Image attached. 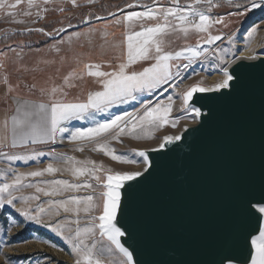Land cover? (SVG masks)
<instances>
[{"label": "rangeland", "instance_id": "1", "mask_svg": "<svg viewBox=\"0 0 264 264\" xmlns=\"http://www.w3.org/2000/svg\"><path fill=\"white\" fill-rule=\"evenodd\" d=\"M179 1L182 4L193 3V0ZM133 2H139L143 6L151 5L150 7L172 6L171 0H155V2L154 0H92L91 3L88 0H76V5H73L71 0H48L47 3L36 0L39 7L29 8L28 0H21L15 9L6 8L0 11V65H2L0 97L8 93L19 95L46 91L53 100L61 102L85 100L90 91L100 88L97 78L87 75L85 65L100 64V70L112 71L127 59L126 36L133 31H141V24L156 23V21H138L128 25L123 22V17L129 12L145 10L132 6L128 8ZM7 3H15V0H7ZM252 3L261 6L252 8ZM213 4L219 6L211 8L210 11L205 4L197 7L214 20L223 19L224 23L215 24L209 30L211 35H220V40L207 43L208 34L195 30L189 31L186 36L179 31L169 32L164 37L167 51L174 53L186 47H193L200 52V55L193 57L191 53L185 52L180 58L170 61L172 78L157 88L134 93L135 99L129 98L126 103L113 104L105 111H93L85 119L65 121L64 127L68 131L58 133L56 140L50 144L23 150L0 151V184L10 182L15 173L44 168L49 163H55L62 168L68 167L65 160H54L48 155L51 152L64 153L65 159L76 157L80 161H95L97 165L102 164L105 170L143 172L148 160L146 156H139L140 151L159 149L164 136L175 137L187 127L197 123L195 112L185 110L183 107L181 94L189 86L203 81V87H214L223 78L221 69L228 68L241 55L248 54L247 57H254L264 54V0H213ZM9 11L15 14L9 16ZM38 11L40 17L36 15ZM25 12L30 15H25ZM108 16L110 17L104 19ZM86 21L91 23L69 30L55 40L46 41L47 36L37 30L23 32L30 28H45L56 34L60 32V28ZM253 28L256 31L250 37L249 33ZM15 33L21 34L20 40L9 39ZM77 33L80 35L77 36ZM27 42L28 47L23 46ZM57 48L60 50L57 51ZM154 62V60H140L130 65L128 70L142 71ZM70 72H74L75 75L65 83L64 77ZM53 86L63 88V92L58 91L53 96L50 93ZM22 87L27 89L22 90ZM169 97L173 107L168 124L162 127L145 125V131L137 129L135 134L125 132L118 139H113L115 133L99 138L100 143L106 142L116 155L124 157L129 162L113 160L104 151L95 150L96 141L76 142L70 138L71 133L77 129L94 127L96 123L113 119L117 115L132 113L138 119L149 106L167 105ZM171 120H176L175 127H172ZM80 148L83 150H79ZM40 152L45 155H33ZM10 155L25 158L9 160ZM98 174L104 176L103 172ZM51 180H67L69 183L81 185L87 180L93 187L82 186L78 190L64 189L59 195L45 196L43 193H36L35 187L27 186L39 184L47 188L48 185L41 182ZM24 185L12 192L15 197L14 206L8 204L0 206V264H74L76 257L71 243L65 237L74 232L76 219H79L80 227L83 228L91 223L90 216H98L101 213L103 187L94 178L87 175L76 177L66 170L55 174L46 173L43 177H26ZM32 195H39L40 199H29L26 202L21 198ZM88 195H93V203L97 206L90 214L81 211L77 216L73 212L65 213L60 209V214L57 216L56 209L53 208L42 213L40 217L42 222L37 223L19 211L22 207H28V210L34 214L37 205L47 209L52 200L67 201L72 196L82 198ZM61 225L63 236L53 230V227ZM102 258L106 261L111 259L117 264L122 256L118 251H113L111 255L105 252Z\"/></svg>", "mask_w": 264, "mask_h": 264}, {"label": "water", "instance_id": "2", "mask_svg": "<svg viewBox=\"0 0 264 264\" xmlns=\"http://www.w3.org/2000/svg\"><path fill=\"white\" fill-rule=\"evenodd\" d=\"M89 23L51 36L30 29L55 40ZM228 69L232 86L195 93L198 122L147 150L148 171L121 190L117 220L133 264H250V234L264 226V55Z\"/></svg>", "mask_w": 264, "mask_h": 264}, {"label": "snow or ice", "instance_id": "3", "mask_svg": "<svg viewBox=\"0 0 264 264\" xmlns=\"http://www.w3.org/2000/svg\"><path fill=\"white\" fill-rule=\"evenodd\" d=\"M47 3L48 0H43ZM73 5H76V0H71ZM89 3L92 0H88ZM155 2V0H154ZM21 0H15V3H7V0H0V11L7 9H15ZM171 7H157L145 6L144 11H132L123 17V22L128 25H133L138 21H156L152 25L141 24V31H133L126 36L127 40V59L119 63L118 67L112 71L100 70V64H86L87 75L97 78L100 85L99 90L90 91L87 97L82 102H61L53 100L50 103H40L34 106V111H24L21 113V106L18 104L16 114L11 117V130H12V146L15 147L17 139L21 143L27 145L29 142L32 144L43 143L47 141H55L58 133L68 131L62 127V122L72 119H85L92 114L93 111H105L108 107L117 103H126L129 98L135 99L134 93L143 90H151L157 88L163 83H166L172 78V64L170 61L180 58L185 52L191 53L193 57L199 56L200 52L196 48L186 47L181 51L171 52L166 50L164 37L169 32L179 31L185 36L191 30L196 32L207 33V43L220 40V35H211L209 30L215 24L224 23L223 19H213L204 10H201L197 5L205 4L208 10L217 7L214 5L213 0H193V3L187 6H181L179 0H171ZM28 6L39 7L36 0H28ZM260 4L252 3V8L260 7ZM46 11V9H44ZM63 11V9H60ZM15 13L9 11L8 15L12 16ZM25 15L30 13L25 12ZM40 17V12L36 13ZM23 23V21H17ZM120 23V21H117ZM31 31V29H28ZM43 31V29H38ZM59 31H64L60 28ZM256 29L253 28L249 33L251 37L254 35ZM53 33H46L51 36ZM77 36L80 34L77 33ZM57 51L60 49L57 48ZM245 58V57H241ZM253 59L254 57H246ZM140 60H154L155 62L150 66L143 68L142 71H129V67ZM2 67V65H0ZM187 67V65H185ZM95 69V70H93ZM223 78L214 85V87H203V81H198L196 84L189 86L182 94L183 107L185 110L194 111L200 115V109L190 104L195 93L219 91L231 87V83L236 79L232 72L227 67L221 69ZM178 74V73H177ZM75 75L70 72L64 77L65 83ZM34 87V86H33ZM63 92V88L53 86L50 93L55 96L57 92ZM171 97L167 105L157 104L154 107L149 106L145 109L144 114L139 116L132 113H125L124 115H117L113 119L106 120L102 123H96L94 127L86 129H77L71 133V140L76 142L96 141V149L104 151L106 155H110L113 160L120 162H129L122 156L115 154L114 150L104 142L100 143L99 138L109 133H115L113 139H118L120 135L135 134L137 129L145 131V125H153L155 127H162L170 122V113L172 111ZM172 127L176 126V120H171ZM5 129L8 128V120L4 121ZM139 138V136H137ZM179 135L173 137L166 135L163 137L159 145L163 149L166 144L171 143L173 140H180ZM79 150H83L80 148ZM135 151V150H133ZM139 156L145 157L146 152L140 151ZM36 156L45 155V153H33ZM54 160H65L68 165L66 168L55 163H49L46 167L30 170L27 172H18L14 174L10 182L0 184V206L3 204L13 205L14 199L13 190L23 187L24 179L26 177H43L46 173L55 174L62 170L70 171L73 176L81 177L87 175L94 178L99 185L103 187L102 192V211L98 216H90L91 223L83 228L80 227L79 219L74 223L76 228L74 232L65 237L72 245V251L76 257L74 264H114L113 260L107 261L102 258L104 253L109 255L113 251H118L122 259L117 264H133V253L128 247L121 242V237L125 236L126 230L123 225L119 224L117 215L121 211L122 189L125 187V182L135 180L137 177H142L144 172L148 171L145 167L144 172L135 171H113L112 169L105 170L103 165H97L95 161L86 160L80 161L76 157H67L65 159L64 153L51 152ZM23 156L10 155L9 160L24 159ZM135 162V161H131ZM91 165V167H89ZM103 172L102 177L98 173ZM41 183L47 184L48 187H41L38 185L28 184V187H35L36 193H43L45 196H56L64 189H79L80 187L91 188L93 185L87 180L83 185L79 183H69L67 180H51L43 181ZM4 194H7L5 197ZM26 202L29 199L39 200V195H32L30 197H21ZM93 195L86 197H69L67 201L52 200L49 202L48 208L37 205L35 212H30L28 207L19 209L22 214L30 220L41 223V214L53 208L56 209V215L60 214V209L65 213L73 212L77 216L83 211L90 214L97 206L93 203ZM262 206L259 208V213H264V201H257ZM251 207V204H250ZM51 227V225H48ZM63 226L53 227L61 236L64 235ZM97 233L99 238L97 239ZM106 241V242H105ZM250 264H264V226L258 225L257 234H250ZM114 246V247H113ZM232 259V258H229Z\"/></svg>", "mask_w": 264, "mask_h": 264}, {"label": "crops", "instance_id": "4", "mask_svg": "<svg viewBox=\"0 0 264 264\" xmlns=\"http://www.w3.org/2000/svg\"><path fill=\"white\" fill-rule=\"evenodd\" d=\"M27 89V88H26ZM22 87V90H26ZM24 93V92H23ZM43 92H35L32 94H15L8 93L3 94L0 97V151L3 150H23L34 147H43L47 144H50L53 141H47L43 143L32 144L29 142L27 145L20 142L17 139L16 146H12V130H11V117L16 114V109L18 104L21 106V113L24 111H34V106L40 103H50L53 101L52 97ZM8 120V128L5 129L4 121ZM66 122H62V127H64ZM58 135V134H57Z\"/></svg>", "mask_w": 264, "mask_h": 264}, {"label": "trees", "instance_id": "5", "mask_svg": "<svg viewBox=\"0 0 264 264\" xmlns=\"http://www.w3.org/2000/svg\"><path fill=\"white\" fill-rule=\"evenodd\" d=\"M23 36H24V34H23ZM13 38H14V39H15V38H16V39L18 38L17 40H20V38H21V34H19V33L16 34V33H15V34L12 35L9 39H13ZM49 40H50V39L47 37V38H46V41H49ZM11 45H13V44H11ZM28 45H29V43L27 42V43H25L23 46L28 47ZM141 63H143V62H141Z\"/></svg>", "mask_w": 264, "mask_h": 264}, {"label": "bare ground", "instance_id": "6", "mask_svg": "<svg viewBox=\"0 0 264 264\" xmlns=\"http://www.w3.org/2000/svg\"><path fill=\"white\" fill-rule=\"evenodd\" d=\"M262 55H264V54H262ZM248 56V54H243V55H241V57H245V58H241V57H239V59H247L246 57ZM257 56H260V55H256V56H254V58L255 57H257ZM212 88V87H211ZM200 114H201V112H200ZM195 115H196V117H197V122H198V118H199V116L200 115H197L196 113H195ZM196 124V123H195ZM179 136L181 135V133L180 134H178Z\"/></svg>", "mask_w": 264, "mask_h": 264}, {"label": "flooded vegetation", "instance_id": "7", "mask_svg": "<svg viewBox=\"0 0 264 264\" xmlns=\"http://www.w3.org/2000/svg\"><path fill=\"white\" fill-rule=\"evenodd\" d=\"M180 4H182L180 1H179ZM183 6V5H182ZM201 35V34H200Z\"/></svg>", "mask_w": 264, "mask_h": 264}]
</instances>
